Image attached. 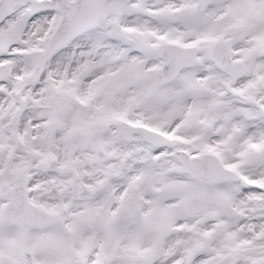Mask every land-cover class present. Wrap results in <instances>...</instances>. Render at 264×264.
<instances>
[{"label": "snow or ice", "instance_id": "snow-or-ice-1", "mask_svg": "<svg viewBox=\"0 0 264 264\" xmlns=\"http://www.w3.org/2000/svg\"><path fill=\"white\" fill-rule=\"evenodd\" d=\"M0 264H264V0H0Z\"/></svg>", "mask_w": 264, "mask_h": 264}]
</instances>
